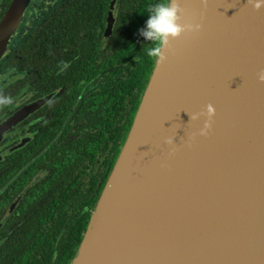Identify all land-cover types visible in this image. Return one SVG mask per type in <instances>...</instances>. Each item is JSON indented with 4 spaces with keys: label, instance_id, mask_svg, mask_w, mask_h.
<instances>
[{
    "label": "flooded vegetation",
    "instance_id": "obj_1",
    "mask_svg": "<svg viewBox=\"0 0 264 264\" xmlns=\"http://www.w3.org/2000/svg\"><path fill=\"white\" fill-rule=\"evenodd\" d=\"M155 2L17 5L0 54V264H69L147 84L140 30Z\"/></svg>",
    "mask_w": 264,
    "mask_h": 264
},
{
    "label": "bare ground",
    "instance_id": "obj_2",
    "mask_svg": "<svg viewBox=\"0 0 264 264\" xmlns=\"http://www.w3.org/2000/svg\"><path fill=\"white\" fill-rule=\"evenodd\" d=\"M180 3L185 9L182 22L199 23L194 15L186 14V1ZM198 32L177 38V55L167 71V61L163 64L160 76L168 84L144 120L138 153L121 190L112 232L114 249L108 254L112 261L122 252L140 251L148 256L147 264L159 258L165 262L167 251L184 243L191 250L181 253L183 264H258L264 257V240L246 243L247 238L239 233L242 241L225 244V236L217 237L227 227L218 215L230 216L239 232L247 214L256 217L252 203L258 204V196L251 203L253 191L242 185L235 190L234 200L221 189L230 185L227 176L234 169L228 170L224 162L225 173L218 176L210 173L214 167L198 160L233 156V144L245 153L239 172L251 178L258 159L253 160L246 127L235 120L238 112L223 103L226 96H232L226 87L227 76L211 61V46ZM207 104L214 106L215 115L208 134L200 136L205 117L195 121L190 117L204 111ZM168 138L173 144L165 143Z\"/></svg>",
    "mask_w": 264,
    "mask_h": 264
},
{
    "label": "water",
    "instance_id": "obj_3",
    "mask_svg": "<svg viewBox=\"0 0 264 264\" xmlns=\"http://www.w3.org/2000/svg\"><path fill=\"white\" fill-rule=\"evenodd\" d=\"M20 1L13 0L0 22V54L8 34L18 20L17 5ZM185 1L188 4L186 14L194 15L202 25L197 34L210 44L211 61L227 76L226 87L232 96H226L227 99L223 103L228 102V106L238 112L235 120L246 127L251 137L249 145L253 148V160L258 159L257 164L252 167L251 178L239 172V164L245 160V153H241L233 144L230 145L234 149L233 156L224 155L218 161L214 157L198 160L214 167L210 173H217L218 176L225 173L224 162L228 165V170L234 169V172H228L229 181L226 184L230 185L221 188H224L225 193L232 194L234 200L235 190L242 185H249L253 191L251 203L254 195L258 196L256 197L258 204L252 203L254 211L257 212L256 217L247 214L239 232L235 223L232 224L230 216L224 215L223 212L218 215L226 220L227 227L217 237L225 236V244L238 243L242 241L239 233H243L247 238L244 240L246 243H255L264 240V83L257 78V74L264 69V7L258 11L253 10L247 5V0H207L206 6L201 4V0ZM177 43V39L172 40L170 47L165 49L166 71L177 55ZM163 64L155 61L130 129L69 264H143V259L147 264L148 256H142L140 251L129 254L122 252L120 258L115 261H112L108 254L114 249L112 232L120 194L124 184L126 187L128 174L138 153L144 120L152 102L168 84V81L160 76ZM240 182L242 183L238 184ZM226 212L231 214L230 211ZM235 216H238V212ZM184 244L174 245L167 251L165 262L159 258L154 264H171L173 261L174 264H183L184 257L181 253L186 252L187 248L191 250L187 243ZM197 247L198 244L192 247L195 249L194 254L197 253ZM258 264H264V257Z\"/></svg>",
    "mask_w": 264,
    "mask_h": 264
},
{
    "label": "clouds",
    "instance_id": "obj_4",
    "mask_svg": "<svg viewBox=\"0 0 264 264\" xmlns=\"http://www.w3.org/2000/svg\"><path fill=\"white\" fill-rule=\"evenodd\" d=\"M201 4L206 6L207 0H201ZM247 5L253 10H260L264 7V0H247ZM148 19L144 28L140 30V35L152 45L146 50V56L155 60L159 64L165 63L167 56L165 49L170 47V42L179 38L184 33L200 31L202 25L195 22H182L185 9L181 7L180 0H156L148 5L146 9ZM66 66V65H65ZM257 78L264 83V69ZM6 100L0 99V103ZM215 115V108L212 104H207L204 111L191 114V120L195 121L201 116L205 117L203 126L199 129L200 136H206L212 126V117ZM166 144H173L171 138L165 140Z\"/></svg>",
    "mask_w": 264,
    "mask_h": 264
},
{
    "label": "trees",
    "instance_id": "obj_5",
    "mask_svg": "<svg viewBox=\"0 0 264 264\" xmlns=\"http://www.w3.org/2000/svg\"><path fill=\"white\" fill-rule=\"evenodd\" d=\"M67 17H69L68 15H62L61 16V19H62V23L63 24H66L67 25ZM74 30L71 28V32L72 33H74V34H81L82 32H83V28L80 26V24H75L74 25ZM29 45H31L30 44V42L28 43V46ZM32 48H26V51H29V50H31ZM120 51L121 52H123V49H122V47L120 48ZM123 57V56H122ZM121 56H120V58H122ZM114 60V57H109V58H107V62H109L110 64H112V61ZM154 64H155V60H152V64H151V68L149 69V72H148V75H147V80L145 81V82H148V80H149V77H150V74H151V72H152V69H153V67H154ZM147 85V84H146ZM145 88H146V86H145ZM143 90H145L144 89V87H143V89L141 90V92H140V95H141V93L143 92ZM144 93V92H143ZM140 95H139V97L137 98V107H136V109L138 108V105H139V103H140ZM143 95V94H142ZM142 97V96H141ZM136 111V110H135ZM134 110L132 111V115H131V119L132 118H134V117H132V116H134L135 114H133L134 112H135ZM96 206V205H95ZM95 208V207H94ZM92 213V212H91ZM91 216V215H90ZM90 219V218H89ZM86 225V224H85ZM87 225H88V222H87ZM87 225H86V227H87ZM86 227L84 228L83 227V230H82V232H81V235H80V239H79V241H78V243L75 245V247H74V249H73V252H72V255H71V259L73 258V256H74V254H75V252H76V250H77V248H78V246H79V244H80V242H81V240H82V237H83V234H84V232H85V230H86ZM71 259H70V261H71ZM70 261H69V263H70Z\"/></svg>",
    "mask_w": 264,
    "mask_h": 264
}]
</instances>
